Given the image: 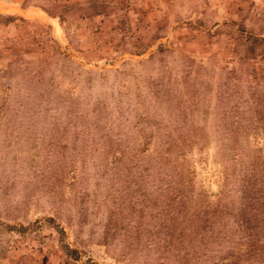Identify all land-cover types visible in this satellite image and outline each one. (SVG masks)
I'll list each match as a JSON object with an SVG mask.
<instances>
[{"label": "rangeland", "instance_id": "rangeland-1", "mask_svg": "<svg viewBox=\"0 0 264 264\" xmlns=\"http://www.w3.org/2000/svg\"><path fill=\"white\" fill-rule=\"evenodd\" d=\"M0 14V264H264V0Z\"/></svg>", "mask_w": 264, "mask_h": 264}, {"label": "trees", "instance_id": "trees-1", "mask_svg": "<svg viewBox=\"0 0 264 264\" xmlns=\"http://www.w3.org/2000/svg\"><path fill=\"white\" fill-rule=\"evenodd\" d=\"M10 18L8 17H5L4 15L0 14V26L2 27V25H7V21L9 20ZM8 42H9V39H0V58H2V54H8L10 51H12V49L14 48L13 44L12 43H9L11 45H8ZM6 44V45H5ZM3 45V46H2ZM2 70V69H1ZM3 87V86H2ZM3 90V88H1ZM0 89V90H1ZM1 90V91H2Z\"/></svg>", "mask_w": 264, "mask_h": 264}]
</instances>
